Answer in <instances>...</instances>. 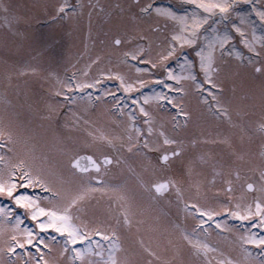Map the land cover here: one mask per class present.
I'll return each mask as SVG.
<instances>
[{
    "label": "rangeland",
    "instance_id": "rangeland-1",
    "mask_svg": "<svg viewBox=\"0 0 264 264\" xmlns=\"http://www.w3.org/2000/svg\"><path fill=\"white\" fill-rule=\"evenodd\" d=\"M71 1L72 4L76 1L79 16L74 11L67 14L66 18H62L57 15V8L61 3H67V0H38L37 5L34 6L31 5L35 2L27 0L31 9L25 18L31 24L29 29L27 28V34L37 38L27 50H20L26 52L23 58L7 53L10 48L7 46L6 31L0 27V130L6 133L0 138V155L4 157V162H0V179L7 181L11 166L21 160L24 161V167L16 168L17 175L11 177L17 181L13 195H27L33 199L40 197L42 206H50V203L57 204L61 201L52 199L50 202L44 199L53 194L42 188L38 182L34 181L35 186H30L23 177L24 170L30 167L32 175L38 174L41 179L50 181L57 190L66 195L69 191L75 192L80 190L81 186H86L85 177L76 175L70 169L69 161L72 156L82 152L98 157L114 153L113 158L119 160V164L114 162V166L110 167L106 176L107 181L81 202L79 219H75L74 222L86 225L92 233L96 226H101L102 231L99 233H103L104 237H109L110 233L115 231L122 245V250L117 253L120 260H126L127 264H146L149 254L145 251L144 245H147L160 257L159 260L151 258L153 264H259V257L255 254L264 249L255 245H246L241 240L249 230L258 235L264 234V229L259 227L257 217L240 220L230 213L220 211L218 216L209 219L197 210L196 205L219 211L221 204H227L235 209L237 202L244 207L253 203L254 198L264 197V194L258 190L259 170L264 167V130L260 127L264 124V105L260 101L262 78L260 73L254 70V65L248 63L251 58L255 66L264 64V21H261L256 14L258 10L264 9V0H251V2L237 0L236 7L240 15L233 13L227 20L216 25L221 33L227 29L233 36L226 46L228 50L235 49L242 53L243 57L242 60L237 58L235 52L232 55H228V52L221 54L218 46L215 53L217 62L228 70L222 78L224 91L219 92L218 98L226 103L231 120L223 116L219 109L215 113L207 109V102L197 98L191 81L185 79L183 83L187 85V93L183 94V99L191 114L185 126L188 133L183 132L181 125L183 126L184 123L181 122L179 126H174L172 123L171 128L169 115L160 111L159 103L155 101L156 94L166 87L156 80H148V77L156 75L162 77L165 83H176L167 77L166 69L159 65L152 68L143 58L132 60L129 57L125 62L122 53L132 44L121 47L113 43L115 35L130 27L132 21L129 11H138L135 7L136 0H95L93 6H88L87 0ZM151 2L154 6L172 8L182 13L191 12L192 9L191 0H151ZM140 3H144V0H140ZM101 4L106 5L103 15H100L99 10ZM199 11L207 15L202 9ZM2 16L0 14V20ZM102 16L104 18H101ZM100 19L106 21L101 27ZM218 19H220L218 15L212 16L200 30L201 33L204 29H209L211 32L209 26ZM242 19L245 21L243 24H241ZM160 21L159 31L149 30L147 23L143 25L152 40L153 58L161 48L166 47L171 39L172 30L176 27V24L170 20L164 21L160 18ZM233 23L245 30L244 36L252 42L256 51H252L244 42V36L231 27ZM197 43L203 44V36ZM196 47V45H185L177 54L179 59L171 57L172 61L169 58L167 64L179 75L180 64L184 62V56H187L193 61L197 79L206 83L199 68ZM182 51L186 55H181ZM24 67L35 68L36 71L22 73L21 69ZM136 67L148 68L149 71L137 72ZM101 72H119L128 81L134 82L143 78L148 82L142 88L138 87L129 93L123 90L119 80L108 75L101 76ZM77 81H91L95 86L83 91L74 87H65L66 84L74 85ZM156 86L163 89L154 91ZM147 88L150 90L141 91ZM166 89L174 92V89ZM57 90L66 95H60ZM105 91L109 95H104ZM88 92L93 94L92 99L87 96ZM227 92L228 97L225 100ZM23 93H26V97ZM145 94L153 97L146 103V107L155 117L153 128L157 131L153 135L162 139L158 131L162 126L168 135L181 142L186 136L189 139L187 148L190 147L191 138L196 141L195 148L202 154L201 162L214 163L216 166L212 172V181L207 180L205 185L198 183L205 180L200 176L198 178L196 173L190 170L189 165L194 161L191 160L192 156L188 152L183 159L176 160L183 165L185 171L161 169L153 173L145 168L148 157L137 153L135 149L129 152L123 147V144L127 143L129 125L135 124L128 115L129 112L139 117L137 119L139 121L136 122L138 124L135 125L147 133L148 125L144 123L146 118L139 112L140 104H145ZM131 95H134L132 97L134 100ZM120 97L125 99L121 100ZM122 101L123 103L119 105L118 103ZM168 102L166 106L174 105L171 101ZM50 106L56 109L51 117L47 115ZM172 115L174 117L176 114ZM77 120H79L78 124ZM85 121L90 123L86 124ZM89 130L95 132L97 137H112L115 147L106 140L90 136ZM7 133L11 134V140ZM118 137H122L123 141ZM208 148L215 149L214 154H208ZM151 155L154 160L155 151ZM236 171L240 172L238 179L235 176ZM169 177L178 180L179 187L183 191L182 195L176 193L173 188L167 195L153 199L152 194L146 191L141 183V180L152 182ZM228 179L233 182L231 193L227 191ZM246 182L256 183L257 190L248 191ZM24 184L28 190L22 191ZM102 188L107 190L99 191ZM204 191L208 194H203ZM8 200L10 202L7 203ZM0 208L8 213L7 215L0 213V229H2L0 260H3L4 264H35V261L41 260V257L48 260L49 264H73L69 259L70 252L61 255L66 234L62 233L58 236L55 229L44 230L37 225L39 231L43 230V235H36L32 223L38 224L37 221L32 219L28 209L17 204L7 195H0ZM125 209L129 210L130 225L124 220ZM17 217L21 221L19 228L14 227ZM28 218L31 222H28ZM38 219L43 221L45 217ZM199 219H204L206 223L197 227ZM213 220H220L222 226L217 227ZM24 229H31L35 233L33 243L24 245L27 251L17 247L15 255L8 253L7 247L11 236ZM193 229L196 231L193 232ZM83 230L80 229L81 232ZM183 232L205 240L214 250L209 251L206 256L203 253L195 254L192 245L184 240ZM53 237L55 239H52ZM16 238L27 237L17 235ZM115 239L110 237L104 244ZM41 240L45 243L41 244ZM141 240L144 241V245L141 244ZM69 244L68 247L73 248L70 242ZM82 244L81 248L88 243ZM244 248L252 249L254 256L249 258ZM93 249L94 252L100 251L96 246ZM103 254V257L93 255L92 260L97 261L98 264H105L104 257H107L108 251H103Z\"/></svg>",
    "mask_w": 264,
    "mask_h": 264
},
{
    "label": "snow or ice",
    "instance_id": "snow-or-ice-1",
    "mask_svg": "<svg viewBox=\"0 0 264 264\" xmlns=\"http://www.w3.org/2000/svg\"><path fill=\"white\" fill-rule=\"evenodd\" d=\"M251 2V0H249ZM237 0H191L192 9L191 12H179L172 8H164L160 6H154L151 0H144V3H140V0H136L135 7L138 9L137 12L129 11V16L131 18L130 27H126L122 32L118 33L113 38V43L116 46H125L129 43L132 44L130 48H127L123 51L122 55L124 57L125 62L128 61L130 57L132 60H137L143 58L147 64L151 65L152 68H155L159 65L162 68L166 69V75L172 81L176 83H165L162 77L151 75L148 77V80H156L158 83L164 84V86L168 89H174L177 93H187V85L183 83L185 79L191 81L195 90L201 91V98L204 101L208 100V96L203 95L204 92H208L212 94V99L216 101V108L220 110L223 116L227 117L231 120V116L227 111L226 103L222 102L219 97V92L215 90L223 91L224 85L222 83V78L228 71L223 64L217 62V57L215 53L217 52V46L221 54L224 52H228V55H232L235 52V56L237 58L243 59L242 53L239 51H229L226 46L229 45V42L233 39L231 33L225 29L223 33L216 27L222 21L227 20L233 13L237 16L240 13L237 11ZM4 12H8V8L4 6ZM69 5L65 3H61L57 8V13H63ZM119 7V6H118ZM254 7V5H253ZM202 9L204 13L202 14L199 10ZM261 21H264V9H260L256 13ZM218 15L220 19L216 20L213 25H210L209 29H204V32L201 33V29L208 21L212 18V16ZM160 18H163L164 21H172L176 24V27L173 28L171 33V39L167 42L166 47L160 49L155 58L151 55L152 52V40L149 37L148 33L144 30L143 25L147 23L148 29H155L159 31L161 28ZM245 21L242 19L241 24ZM231 27L235 28L237 32L244 36V29L237 24L233 23ZM203 36V44H198V40ZM138 41V42H137ZM244 42L248 44L249 48L252 51H256L252 42L248 40L246 36H244ZM185 45H196V55L199 57V68L203 72V80L206 83L202 82L200 79H197V73L194 71V64L192 60H189L187 56H184V62L180 64L181 74H176L171 67L168 66L167 61L171 57H178V52L183 49ZM182 55V53H181ZM99 59V57H97ZM248 63L254 65V70L261 75V84H260V101L262 105H264V64L260 66H255L254 61L249 58ZM135 70L137 72H148V68H140L136 67ZM35 72V68L24 67L21 69V72ZM101 76L108 75L110 77H115L119 80L120 85L122 86L125 92H132L136 90L138 87L142 88L148 81L143 78L137 79L134 82L126 80L125 76L119 72H109L104 73L101 72ZM95 83L91 81H77L73 84H66V88H77L80 90H85L90 87H94ZM60 95H66V93L57 90ZM119 91V89H117ZM104 95H109L107 91H105ZM89 99L93 98V94L91 92L87 93ZM153 97L149 94L144 95L145 104H140L139 112L143 113V116L146 118L144 123L148 125L147 133L144 132L143 129L137 127L134 123L129 125V131L127 135V143L123 144L129 152H132L133 149L137 153H142L144 156L148 157V163L145 165L146 170H150L155 173L157 170L166 169L171 167L174 159H177L184 152V148L182 147V142L179 139L174 138L173 136L168 135L167 132L164 131L161 126L159 131V136L162 139L156 138L153 134L157 131V129L153 128V121L155 117L150 112L149 108L146 107V103L151 100ZM155 98L157 100H165L171 101L176 108L180 109L179 115L185 117L183 123L187 124L188 117H190V112L181 107L184 103L183 96H171L163 91L156 94ZM121 100L125 99V97H120ZM139 103V101H137ZM56 111L55 108L50 106V110L47 113L49 117L53 115ZM123 111V109H121ZM128 115L131 117L133 121H135L136 116L129 112ZM79 120H77V124ZM85 123H90V121H85ZM261 129L264 130V124L260 125ZM6 133L3 130H0V138ZM9 140L12 139L10 133H7ZM89 135L96 139L106 140L110 145L115 147L113 144V138L109 136H100L97 137V134L91 130H89ZM143 137V139H141ZM123 141L122 137H118ZM195 143V141H193ZM163 145H174L173 148H164ZM155 151V159H152L151 153ZM103 162L105 165L111 164L113 162V157L110 155L103 156ZM81 161H90V164H82ZM0 162H4V157L0 155ZM119 164V160L115 161ZM70 166L81 172L87 173L89 168H95L97 170V175L89 176L88 184L86 186H81L80 190L72 192L69 191L66 195L63 194L60 190H57L54 185L50 181H45L41 179V177L37 175H32V169L29 167L23 171V177L28 182L30 186H35L34 181L38 182L42 188H45L48 192L52 193L53 196L45 197L51 202L52 199H56L57 201H61L57 204H51L50 206H42L40 203V197L33 199L27 195H13L17 188V181L12 179L11 177L16 176L17 173L15 171L16 168H23L24 161H19L16 164L11 166V170L9 172V179L4 181L0 179V195H7L12 197L17 204L22 205L25 209L29 210V213L33 220L37 221L39 227L41 229L47 230L49 228L55 229L58 233L66 234V239L63 245V249L61 251V255L70 252V260L73 264L79 262V264H98L97 261L92 260V256H100L103 257V249L100 243L96 242V247L101 249L100 251L93 250L92 244L89 243L85 245V247H73L69 248V242L72 245H76L77 241H84L89 238L93 233L87 228L84 224H77L74 222L75 219H79L78 212L79 208L82 207L81 202L85 200L91 193L97 191L98 189L91 183L92 180L101 179L99 172L101 169V164L96 161V159L92 155H79L76 154L71 157ZM260 178H259V187L258 190L264 194V167L260 170ZM235 176L238 179L240 177V172L236 171ZM215 179V177H213ZM143 187L152 194L153 199L164 196L170 189L174 188L176 193H180L179 182L177 179L169 178H159L155 181L148 182L141 180ZM233 187V182L231 179L227 180V191L231 193ZM246 188L248 190H257V184L254 182H246ZM106 188L99 189V191H106ZM217 191H220L217 189ZM182 195V193H181ZM187 207V204L185 205ZM196 208L199 212L202 213L203 216L211 219L212 217H216L220 214V211L230 213V215L238 217L240 220H251L254 217L258 218L259 227L264 229V197L261 199L254 198L253 203H249L244 207L241 206V203L237 202L235 204V209L230 208L227 204H221L220 210L214 208H203L199 205H196ZM75 209V210H74ZM0 213H4L7 215L8 213L0 208ZM124 220L127 224H131V220L129 219V210L125 209L123 212ZM39 217H45L43 221L39 220ZM20 218H16L15 228H19ZM206 221L204 219H199L200 225L205 224ZM213 223L217 225V227H221L220 220H213ZM226 227V225H224ZM255 227V224H253ZM83 228V232L80 229ZM2 231V229H0ZM196 229H193L195 232ZM103 234V233H97ZM17 235L25 236L26 239H17ZM111 237H115V240H110L109 242V251L107 257H104L105 264H127L126 260H120L117 256V253L122 250V245L119 243V237L115 231L111 232ZM184 240L188 242V244L192 245L195 254L199 255L203 253L205 256L209 251H212L211 245L207 243L205 240L194 237L188 232L182 233ZM35 237V233L32 232L31 229H24L23 231H18L16 234L12 235L10 238V243L7 247V252L15 255L17 247L27 251L24 247L25 244L31 245L33 243V239ZM106 239L109 237L106 236ZM52 239H55L53 237ZM241 240L246 245H255L257 248L264 249V234L258 235L255 232H249L241 237ZM41 244L45 242L43 240L40 241ZM141 244L144 245V241L141 240ZM45 247H50V245H45ZM145 251L149 254V259L146 261V264H153V260L151 258L160 259L157 252L153 250V248L144 245ZM245 253L249 258L254 256L253 250L249 248H244ZM255 255L259 257V264H264V251H261ZM0 264H4L3 260H0ZM35 264H49L48 260H44L41 257V260H36Z\"/></svg>",
    "mask_w": 264,
    "mask_h": 264
},
{
    "label": "flooded vegetation",
    "instance_id": "flooded-vegetation-1",
    "mask_svg": "<svg viewBox=\"0 0 264 264\" xmlns=\"http://www.w3.org/2000/svg\"><path fill=\"white\" fill-rule=\"evenodd\" d=\"M32 1H33V3L34 2L35 3L32 4L31 6L37 5L36 3L38 2V0H32ZM63 1H66V0H63ZM98 1H101V0H98ZM94 2H95V0H87L86 4L88 6L89 5L93 6ZM67 4L69 5V7L66 8L63 13H59L57 15H59L62 18H66L67 14L69 15L70 13H73L75 11L76 14L79 16V14L77 13L79 10L77 9L78 5L76 6V1H74V4H72L71 0H67ZM0 6H4V7L8 8V12L6 13V12L3 11V7H0V14L3 15L2 16V20H0V27H3L4 30L6 31L7 35L5 34V37L8 39L7 46H9V48H10V50L7 53H9V55H12V56L17 57V58H23V57H25V53L26 52H21L20 50H27L28 46H31V43L35 41V38H37V37H33L32 35L29 36L27 34L28 33L27 28L29 29V26H31V24H29L28 21L25 19V18H27L26 14L31 10L29 5H28V2H27V0H0ZM99 8H100L99 9L100 10V15H103V13L106 10V5L101 4V5H99ZM59 16H57V18H59ZM101 18H104V16H102ZM104 21H105L104 19H100V22H101V24L99 25L100 27L102 26V23ZM23 28H25L26 30H23ZM31 39H32V41H30ZM57 44H59V42H57ZM34 55H37V54H34ZM182 55H186V53L184 51H182ZM229 90H225V91H229ZM215 91L221 92L220 90H215ZM196 93L197 94H195V95L197 96V98L199 100H202L201 91L200 90H196ZM167 94L171 95V96H183V93H177L175 90H174V92L171 91V92H168ZM23 95H25V97H26V93H23ZM203 95L209 97L208 100L206 101L207 102V105H206L207 109H210L214 113L216 111H218V109L215 106L216 102L214 101V99H212V95L210 93H208V92H204ZM132 97H134V95H131V98ZM227 97H228V92L225 94V100L227 99ZM155 101H156V103H159L160 111L166 112L167 115H169L170 122H171V128H172V123L174 124V126L181 125L180 122L183 123L185 117H183L182 115H179V112H180L179 108H176L175 105H170L168 107H162L160 105V103L165 104V102H166L165 100H157L156 99ZM132 106H134V105H132ZM181 107L187 110V105H185V103H183V105H181ZM190 107H196V106H190ZM202 108H203V106H202ZM173 113L176 114V115H174V117L172 115ZM217 115L219 116V113ZM119 117L122 118L123 116H119ZM172 117H173V119H172ZM137 119H139L138 116H136V119L134 121L135 124H138V123H136L137 121H139ZM187 124H188V122H187ZM187 124L184 123L183 126L181 125V128L184 130L183 131L184 133L185 132L186 133L189 132V131H187V128H185V126H187ZM184 133H181V134H184ZM192 133H193V131H192ZM185 139H188V138L186 136H184V141H182V147L184 148V152L177 159H180V158L183 159V156L188 152V154L192 156L191 160L194 161V163L192 165H189L190 166V170L192 169V171L194 173H196V176L198 178L200 176V178L202 180H205V181H200V182L198 181L199 184H201V185L204 184L205 185V182L207 180L208 181L209 180L212 181V179H211L212 172L214 171V167H216V166H215L214 163H210V164L202 163L201 162L202 154L200 153V151L196 150L195 143H193L194 140H192V138H191L190 147L187 148L186 145L189 143V139L186 140V141H185ZM214 150L215 149H213V148H208L207 149L208 154H214ZM84 154L90 155V153L88 154V153H85V152L79 153V155H84ZM208 154H207V156H208ZM110 156L114 157V153H110ZM200 156H201V159H200ZM93 157L96 159V161L98 163L101 164V169H100V172H99V175H100L101 179H97V180H92L91 181V183L96 188H98V187H101L107 181L106 180V176L108 174V171H109L110 167H112V165L114 166V162L116 160L113 158V162L106 166L104 164V162H103V159H102L103 156L102 157L93 156ZM177 159H174V162L172 163L171 167L166 168V169L171 170V171L172 170H179L181 172L185 171L184 168H183V165L178 163V162H176ZM207 160H209V159H207ZM71 169H72V172L75 173L76 175L85 177L84 183L86 185L89 182L88 179H87L89 176L97 175V170L96 171H94V170L93 171H89L88 173H79V172H77V170H75L73 168H71ZM200 172H204L205 174L201 175V174H199ZM197 173L199 175H197ZM181 176H182V174H181ZM209 187H211V186H209ZM209 187H206V188H209ZM180 190H181L180 193H182L183 192L182 188ZM169 191L165 195H167L169 193ZM204 193L206 194L207 192L204 191L203 194ZM211 194H212V192H211ZM160 197H163V196H160ZM173 215H175V213ZM175 218L178 220L177 217H174V219ZM95 219H98V218H95ZM32 225H34V227H35L34 231L39 232V233L41 231H43V230L39 231V227L37 226L38 224L32 223ZM98 227H100V228H98ZM95 228L96 229H95V231L93 233L94 235H90L89 238L87 239V241H79V242L88 243V244L91 243L92 247H94V246H96V242L98 241L100 243V245L102 246V249H103L104 252L105 251H109V247L108 246H109V242L110 241L107 242L106 244H104L107 241V239H105L104 235L100 234V236H97L98 235L97 233L102 231L101 226H96ZM110 237H111V235L109 236V238Z\"/></svg>",
    "mask_w": 264,
    "mask_h": 264
},
{
    "label": "water",
    "instance_id": "water-1",
    "mask_svg": "<svg viewBox=\"0 0 264 264\" xmlns=\"http://www.w3.org/2000/svg\"><path fill=\"white\" fill-rule=\"evenodd\" d=\"M81 163L87 165V164H90L91 162L90 161H81ZM91 169L96 170L95 168H89V171Z\"/></svg>",
    "mask_w": 264,
    "mask_h": 264
},
{
    "label": "bare ground",
    "instance_id": "bare-ground-1",
    "mask_svg": "<svg viewBox=\"0 0 264 264\" xmlns=\"http://www.w3.org/2000/svg\"><path fill=\"white\" fill-rule=\"evenodd\" d=\"M187 12H189V11H187Z\"/></svg>",
    "mask_w": 264,
    "mask_h": 264
}]
</instances>
